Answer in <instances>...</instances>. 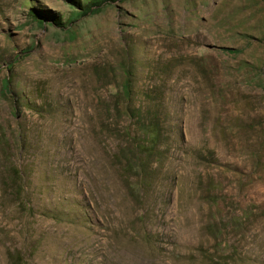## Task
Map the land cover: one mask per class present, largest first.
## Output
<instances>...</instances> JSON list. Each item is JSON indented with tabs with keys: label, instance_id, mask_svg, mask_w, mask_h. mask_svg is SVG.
Returning a JSON list of instances; mask_svg holds the SVG:
<instances>
[{
	"label": "rangeland",
	"instance_id": "1",
	"mask_svg": "<svg viewBox=\"0 0 264 264\" xmlns=\"http://www.w3.org/2000/svg\"><path fill=\"white\" fill-rule=\"evenodd\" d=\"M93 1L0 0V182L43 194L0 184V264H264V0ZM137 116L160 142L127 179Z\"/></svg>",
	"mask_w": 264,
	"mask_h": 264
},
{
	"label": "trees",
	"instance_id": "2",
	"mask_svg": "<svg viewBox=\"0 0 264 264\" xmlns=\"http://www.w3.org/2000/svg\"><path fill=\"white\" fill-rule=\"evenodd\" d=\"M106 0H97L92 3L85 5L84 7L79 3H72L77 6L81 11L79 12L80 16H87L90 13L98 12V9L105 3ZM33 14L36 18H42L43 20L48 19L47 15H44L42 12L38 10H32ZM54 24L57 26H61V22L57 19L50 18ZM224 51H233V49H223ZM12 80L10 78L6 79L2 83L0 96L3 99H8L12 95ZM130 87L127 85V88ZM16 108L13 109V113L16 114ZM131 119H135L136 116L133 115L130 117ZM137 123L138 129L133 132L129 129L124 133V137L127 139V145L125 147L118 146L117 151L112 155L115 159V162L123 163L125 160V164L122 165L121 168V176L127 179H130L131 176L136 173L139 174L142 169H145L148 160L150 157H154L156 155V150L159 146L160 142V128L159 125L154 123L146 126L142 124L140 119ZM1 144V143H0ZM19 150H26L23 146L19 148ZM10 157H8L9 159ZM6 166L4 171L6 175H4L0 184L3 187L4 191V200H10L13 204L18 206V209L23 210L24 213L34 215L35 211V202L38 197L43 196L42 193H39L37 197V190L33 188L32 181L28 178L26 173L24 172V168L19 163H15V161H11L10 159L6 161ZM135 188L141 189L145 186V183H137L134 184ZM65 213H59L58 216H64ZM87 223L88 217L85 220ZM17 259V258H16ZM19 260V259H17Z\"/></svg>",
	"mask_w": 264,
	"mask_h": 264
}]
</instances>
